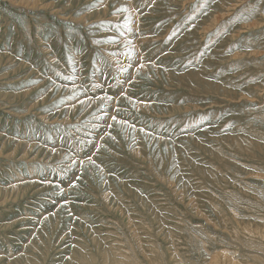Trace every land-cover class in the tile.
Wrapping results in <instances>:
<instances>
[{
  "label": "rangeland",
  "instance_id": "rangeland-1",
  "mask_svg": "<svg viewBox=\"0 0 264 264\" xmlns=\"http://www.w3.org/2000/svg\"><path fill=\"white\" fill-rule=\"evenodd\" d=\"M0 152V264H264V0H0Z\"/></svg>",
  "mask_w": 264,
  "mask_h": 264
},
{
  "label": "bare ground",
  "instance_id": "bare-ground-1",
  "mask_svg": "<svg viewBox=\"0 0 264 264\" xmlns=\"http://www.w3.org/2000/svg\"><path fill=\"white\" fill-rule=\"evenodd\" d=\"M36 2V1H35ZM33 3V5H36L37 3ZM103 9H105V8H103ZM106 11V10H105ZM252 24V23H251ZM254 24V23H253ZM249 25V24H248ZM257 25V24H256ZM250 26V25H249ZM252 26V25H251ZM157 74V73H156ZM169 80V79H168ZM216 88V87H215ZM258 89V88H257ZM88 101V100H87ZM89 103V102H88ZM84 106H86V105H84ZM93 106V105H92ZM73 107V106H72ZM89 107V106H88ZM84 109V108H83ZM74 113V112H73ZM70 116V115H69ZM70 118L69 117H66V120H69ZM28 145V144H27ZM30 145V144H29ZM27 151V150H26ZM0 153H2V152H0ZM26 153V152H25ZM14 154H15V150L11 153V154H7L8 156H14ZM37 154H39V153H37ZM17 187V185H15V186H13V187H11V190H14L15 188ZM104 196V195H103ZM107 201V200H106ZM219 256V254L218 255H215L213 258L214 259H216V258H219L218 257ZM222 256V255H221ZM225 256V255H224ZM223 257V256H222ZM213 259V260H214ZM223 259V258H222ZM222 259H220V260H222ZM219 260V259H218ZM217 260V261H218ZM225 260V259H224ZM216 261V260H215ZM215 261H214V263H215ZM217 261H216V263L215 264H218L217 263ZM226 263V262H225ZM223 264V263H222ZM230 264H236L235 262H233V263H230Z\"/></svg>",
  "mask_w": 264,
  "mask_h": 264
}]
</instances>
